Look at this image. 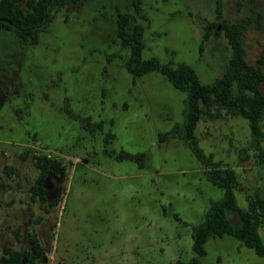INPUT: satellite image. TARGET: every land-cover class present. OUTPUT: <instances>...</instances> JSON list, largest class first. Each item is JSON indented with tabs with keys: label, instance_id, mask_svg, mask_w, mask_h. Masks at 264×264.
<instances>
[{
	"label": "rangeland",
	"instance_id": "1",
	"mask_svg": "<svg viewBox=\"0 0 264 264\" xmlns=\"http://www.w3.org/2000/svg\"><path fill=\"white\" fill-rule=\"evenodd\" d=\"M221 2L224 21L242 28L246 61L264 60V0ZM215 4L81 0L58 8L34 38L0 30V260L37 246V264H264L230 235L209 237L205 254L192 248L194 226L226 189L264 240V136L255 142L247 118L213 102L215 115L195 129L207 161L182 137L161 140L180 130L186 91L156 71L134 76L132 47L118 36L128 12L127 30L142 28L143 58L188 63L211 83L232 73L224 28L203 40ZM104 148L145 151V165ZM48 157L61 167L46 173L41 202L34 182Z\"/></svg>",
	"mask_w": 264,
	"mask_h": 264
},
{
	"label": "trees",
	"instance_id": "2",
	"mask_svg": "<svg viewBox=\"0 0 264 264\" xmlns=\"http://www.w3.org/2000/svg\"><path fill=\"white\" fill-rule=\"evenodd\" d=\"M81 0H0V30H11L22 35H32L43 29L51 20L54 12L62 6L77 5ZM216 18L208 20L205 25L203 40L208 38L211 31H218L219 25L224 30L232 49L229 69L232 73H225L211 83L202 82L194 68L185 62H160L156 57L143 58L141 56L142 44L140 41L141 26L136 25L132 32L126 28L127 22L132 16L128 12H120L118 24V36L125 44H130L132 52L126 61V66L134 76H140L148 71H156L164 75L172 85L186 91L185 119L178 129L169 133H161L160 139H167L169 135L179 136L191 148L199 160H206L202 148L198 145L195 129L198 120L203 115L214 116L210 110L213 102L226 107L232 114H238L248 119L251 135L255 142L264 136L262 120L264 119V94L259 83L264 81L262 70L263 59L256 64H249L245 59V50L241 40L242 28L233 23L224 21L222 14V2L216 0ZM221 19V21H220ZM224 21V22H223ZM236 82L234 86L233 82ZM217 114V113H216ZM88 122V119L86 120ZM111 135V133H110ZM257 147L264 153L261 145ZM105 154L119 159H130L140 166L145 165L146 153L140 151L130 153L125 150L103 149ZM40 172L34 182V196L44 201L43 182L48 171L57 172L60 163L53 158H44L38 161ZM218 185V182L215 181ZM232 212L238 217L234 223L229 218ZM230 235L240 241L241 244L250 247L254 252L264 257V240L259 234V221L250 211L240 206L230 189H226L223 196L213 202L205 219L193 228V250L202 255L206 253L205 242L209 237ZM42 251L34 246L31 252L24 253L17 249H11L7 256H2L0 264H37ZM178 264H202L199 259L180 261Z\"/></svg>",
	"mask_w": 264,
	"mask_h": 264
}]
</instances>
